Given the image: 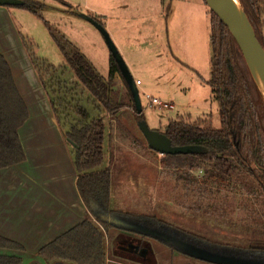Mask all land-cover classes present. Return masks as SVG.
Wrapping results in <instances>:
<instances>
[{
    "label": "trees",
    "instance_id": "trees-1",
    "mask_svg": "<svg viewBox=\"0 0 264 264\" xmlns=\"http://www.w3.org/2000/svg\"><path fill=\"white\" fill-rule=\"evenodd\" d=\"M21 1L24 4L16 8L25 9L42 19L44 5L39 0ZM239 1L264 48L261 31L264 0ZM60 3L71 9L68 4ZM208 14L211 58L210 78L206 84L218 105L221 126L213 129L208 118L194 122L190 117L170 120L161 134L173 148L194 151L165 154L160 167L175 176L186 197L192 196L191 204L184 206L190 214L223 225L217 207L202 205L207 195H214L213 187L217 191L234 189L245 192L262 199L264 206V101L228 29L210 10ZM94 19L104 27L99 18ZM46 27L64 59V66L56 68L38 60L31 45L21 36L22 43L50 99L60 131L72 147L78 192L95 221L86 218L42 248L38 255L46 264H111L108 262V245L113 239L111 230L119 231L120 228L109 218L124 215L111 207V168L100 170L105 161L104 144L107 131L119 122L128 103L136 123L141 116L137 114L128 83L111 54L109 74L105 79L66 37L51 30L48 24ZM68 73L73 81H68ZM117 76L124 84V93L115 88ZM89 106L93 112L108 116V126L101 117L89 112ZM28 117L27 106L17 89L12 70L0 53V170L25 161L19 131ZM153 222L158 224V221ZM230 227L263 237L246 241L245 251L264 254V221L249 217L245 223L230 222ZM0 248L23 250L2 237ZM0 264L23 263L21 258L0 255Z\"/></svg>",
    "mask_w": 264,
    "mask_h": 264
},
{
    "label": "rangeland",
    "instance_id": "rangeland-1",
    "mask_svg": "<svg viewBox=\"0 0 264 264\" xmlns=\"http://www.w3.org/2000/svg\"><path fill=\"white\" fill-rule=\"evenodd\" d=\"M39 1L44 5L41 10L42 19L25 9L11 8L14 23L21 33L20 37H24L31 45L35 57L56 68L65 65L46 27L48 24L51 30L60 33L75 45L98 73L107 79L110 49L101 31L91 22L82 19L81 14L85 13V10L80 13L76 8L70 9L57 0ZM88 3L99 5L98 0H88ZM177 4L178 0H166L163 8V14L168 17L166 25L163 19H158L150 11L143 19L142 15L132 13V22L134 18H139L132 23L133 28L144 30L145 37L131 44L119 34L118 46L108 33L133 80L139 79L143 83L138 88L142 106L139 122L136 123L128 103L119 116V122L107 131L104 144L105 161L100 170L111 168L112 203L114 201L115 209L124 215L114 216L111 220L122 219L124 226L127 223V226L134 224L155 232H161V229L162 232L165 231L163 234L166 238L171 235L177 238L171 242L175 248L151 240L154 238L146 239L153 249L148 260L141 261L120 252L114 253L119 232L113 229V239L108 245L109 258L112 259L110 263L205 264L185 251L180 246L182 241L213 254L232 255L235 258L237 256L241 260L243 257H249L251 261L255 256L264 259V254L245 251L246 241L263 237L245 234L230 227V222L245 223L249 217L264 221L262 199L234 189L217 191L213 187L214 195H207L202 205L212 204L217 207L224 224L194 217L184 208L191 204L192 196L186 197L183 186L175 176L169 171H163L160 161L164 155L151 149L145 139V129L162 133L168 122L177 118L190 117L192 122L208 118L213 129H220L221 126L218 105L212 99L211 88L206 84L210 78L211 58L209 8L203 1L185 0L183 9L181 6L176 11ZM167 6H172L168 14ZM173 12L175 14L172 17ZM177 12L180 15L176 16ZM88 14L91 18H97L92 12ZM262 22L264 39V15ZM66 76L68 81L74 80L71 74ZM114 85L120 92H125L119 76L116 77ZM146 92L172 103L175 109L165 113L151 110L143 96ZM89 107L88 110L92 113V107ZM93 114L101 117L108 126L110 120L106 114ZM142 217L145 220H140ZM153 221H158V224ZM253 262L258 263L256 260Z\"/></svg>",
    "mask_w": 264,
    "mask_h": 264
},
{
    "label": "crops",
    "instance_id": "crops-1",
    "mask_svg": "<svg viewBox=\"0 0 264 264\" xmlns=\"http://www.w3.org/2000/svg\"><path fill=\"white\" fill-rule=\"evenodd\" d=\"M58 2H64L80 13L85 10L82 15L96 14L117 45L119 34L128 44L144 36V30L133 28L132 23L139 18L132 22V13L142 15L143 19L150 11L158 19H163L165 25L168 21L167 15L163 14L166 0H98V6L89 4L88 0ZM184 3L185 0H178L176 11L181 6L183 9ZM170 7H166L167 14ZM20 35L14 23L13 10L0 6V53L12 70L29 113L28 120L19 131L25 161L0 170V237L16 243L23 250L0 248V255L21 258L23 264H46L40 259L39 251L86 218L93 217L78 192L72 147L60 131L50 99ZM109 138L108 134V146ZM114 204L111 202L113 209ZM92 220L95 221L94 218ZM242 259L251 264H264V259L257 256L253 261L258 263L249 257Z\"/></svg>",
    "mask_w": 264,
    "mask_h": 264
},
{
    "label": "water",
    "instance_id": "water-1",
    "mask_svg": "<svg viewBox=\"0 0 264 264\" xmlns=\"http://www.w3.org/2000/svg\"><path fill=\"white\" fill-rule=\"evenodd\" d=\"M209 10L219 19V21L228 29L229 33L235 40L237 47L243 57L245 66L251 75V78L262 96L264 101V48L258 41L255 31L240 4L236 0H204ZM24 4L21 0H0L1 7H19ZM82 19L91 22L94 26L101 31L104 35L111 55L117 62L121 74L128 83L129 89L132 93L137 114L142 112L141 101L139 97L138 88L133 80L126 64L124 63L122 56L118 49L111 40L105 27L100 25L94 18L81 14ZM145 139L149 144V147L156 150L162 155L165 154H179L193 152L194 149H176L171 146L170 141L159 132H150L145 129ZM118 226V225H117ZM141 232V230L137 231ZM142 234L150 236L148 232ZM168 240V239H167ZM182 248L190 255L197 257L203 261L214 264H251L245 262L240 258H234L226 255H219L210 253L207 250H203L182 242L180 244ZM38 264V263H34Z\"/></svg>",
    "mask_w": 264,
    "mask_h": 264
},
{
    "label": "flooded vegetation",
    "instance_id": "flooded-vegetation-1",
    "mask_svg": "<svg viewBox=\"0 0 264 264\" xmlns=\"http://www.w3.org/2000/svg\"><path fill=\"white\" fill-rule=\"evenodd\" d=\"M110 220L112 219V217L109 218ZM112 222H114L116 225H121L123 227H119L120 230L118 231L119 234L116 237L115 240V248H114V253H122L125 256H131L133 258H137L141 261H147L149 258V255L152 253V246L149 244V242H146V239H151L154 240L156 242H159L160 244L163 243L167 246H171L172 248H175L171 242L172 240L177 239L176 236L171 235L168 236V238H166V236L163 234L165 233L162 232L163 230L160 229L161 232H155L154 230L150 231V230H145L142 228H139L137 226H134V224H132V226L126 224V226H124L122 223H124V221L122 219H114L111 220ZM122 229V230H121ZM124 229V230H123ZM141 230V232H148L150 234V237H147L146 235L144 236V234L137 232ZM168 239V240H167ZM184 242V241H182ZM113 253V252H112ZM113 253V254H114ZM203 263L205 264H209L206 261H203Z\"/></svg>",
    "mask_w": 264,
    "mask_h": 264
},
{
    "label": "built area",
    "instance_id": "built-area-1",
    "mask_svg": "<svg viewBox=\"0 0 264 264\" xmlns=\"http://www.w3.org/2000/svg\"><path fill=\"white\" fill-rule=\"evenodd\" d=\"M136 86H141L140 81L135 82ZM144 99L147 101V105L151 110L158 111L160 113H165L168 111H173L175 106L172 103L162 101L158 98L151 96L148 93H143Z\"/></svg>",
    "mask_w": 264,
    "mask_h": 264
},
{
    "label": "bare ground",
    "instance_id": "bare-ground-1",
    "mask_svg": "<svg viewBox=\"0 0 264 264\" xmlns=\"http://www.w3.org/2000/svg\"><path fill=\"white\" fill-rule=\"evenodd\" d=\"M238 2V0H236Z\"/></svg>",
    "mask_w": 264,
    "mask_h": 264
}]
</instances>
